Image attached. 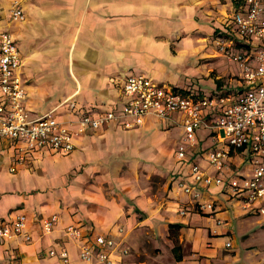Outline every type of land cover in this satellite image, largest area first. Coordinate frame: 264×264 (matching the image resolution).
I'll return each instance as SVG.
<instances>
[{"label":"crops","instance_id":"0c3cea01","mask_svg":"<svg viewBox=\"0 0 264 264\" xmlns=\"http://www.w3.org/2000/svg\"><path fill=\"white\" fill-rule=\"evenodd\" d=\"M237 1L0 0V31L13 36L19 51L29 116L52 112L74 130L83 116L119 111L131 74L179 91L237 97L243 89L239 66L216 45ZM15 2L22 23L10 21ZM240 43L247 52L251 43ZM176 130L179 138L172 139ZM183 135L174 114L172 121L148 116L139 128L110 122L88 129L73 138L69 154L43 148L22 156L20 142L0 137V223L25 214L30 236L0 240V264H60L48 252L62 249L69 264H83L81 246L96 235L114 240L118 264H264L257 204L246 212L226 188L210 186L200 190V199L212 201L216 213L206 215L177 187L191 184V162L217 175L201 157L215 146L213 133L198 129L179 160ZM244 160L234 154L219 175L243 174ZM50 215L57 223L44 233L41 219ZM69 225L80 238L66 235ZM170 225L179 226L173 228L176 242Z\"/></svg>","mask_w":264,"mask_h":264},{"label":"built area","instance_id":"2783aa9c","mask_svg":"<svg viewBox=\"0 0 264 264\" xmlns=\"http://www.w3.org/2000/svg\"><path fill=\"white\" fill-rule=\"evenodd\" d=\"M8 11L11 22L24 21V12L17 2ZM242 40L251 43L247 52L241 48ZM216 45L222 56L239 66L243 89L237 97L179 91L143 74H131L121 89L125 102L119 111H107L93 118L83 116L77 120L76 128L69 130L52 112L35 118L29 116L24 106L19 51L13 36L0 31V137L20 142L22 156L43 148L69 154L74 149L73 138L88 129L95 130L110 122L133 129L141 127L148 116L172 121V116L179 114L184 135L176 150L177 159H185L186 146L195 144L196 131L207 129L214 135L215 146L201 157L217 175L207 174L191 162L188 168L191 184L178 182L177 187L190 195L197 210L206 215L215 212L214 203L201 201L200 190L216 186L226 188L238 198L246 212L257 204L256 212L264 219V0H243L226 23L224 34L216 38ZM238 153L246 163L243 174L223 178L219 174L229 168V159ZM178 213L184 216L187 210L180 208ZM56 223L57 216L50 215L41 219V229L50 233ZM26 225L27 217L22 213L1 222L0 240L22 235L29 241ZM65 233L72 238L81 237L80 230L73 225L67 226ZM225 247L230 248L231 243L226 242ZM115 249L112 238L96 235L81 246L79 259L83 264H118ZM120 252L125 255L127 249ZM48 255H57L60 264H69L65 249L57 254L51 250Z\"/></svg>","mask_w":264,"mask_h":264},{"label":"trees","instance_id":"16d2710c","mask_svg":"<svg viewBox=\"0 0 264 264\" xmlns=\"http://www.w3.org/2000/svg\"><path fill=\"white\" fill-rule=\"evenodd\" d=\"M242 1H243V0H238L236 4L239 6V4H240ZM238 6H237V7H238ZM174 227H175V228H178L179 226H178V225H170V226H169V229H170V237H172V239L174 240V242H176V235H175V232H174L175 229L173 230Z\"/></svg>","mask_w":264,"mask_h":264},{"label":"rangeland","instance_id":"374dc122","mask_svg":"<svg viewBox=\"0 0 264 264\" xmlns=\"http://www.w3.org/2000/svg\"><path fill=\"white\" fill-rule=\"evenodd\" d=\"M174 137L175 138H172V139H176V138H179L178 136H179V130H176V131H174ZM57 170H58V168H57Z\"/></svg>","mask_w":264,"mask_h":264}]
</instances>
